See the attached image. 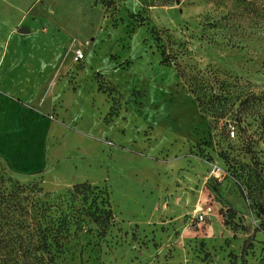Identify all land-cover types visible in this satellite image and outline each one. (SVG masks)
I'll list each match as a JSON object with an SVG mask.
<instances>
[{"label": "rangeland", "instance_id": "374dc122", "mask_svg": "<svg viewBox=\"0 0 264 264\" xmlns=\"http://www.w3.org/2000/svg\"><path fill=\"white\" fill-rule=\"evenodd\" d=\"M18 19L31 33L11 37ZM36 43L48 79L23 66ZM0 86L43 113L0 120L14 168L0 154V188L12 177L42 198L65 195L75 214L85 206L67 192L75 184L110 194L106 235L88 217L72 224L53 244L56 264L240 262L264 205V0H0ZM247 257L264 264V231Z\"/></svg>", "mask_w": 264, "mask_h": 264}, {"label": "trees", "instance_id": "16d2710c", "mask_svg": "<svg viewBox=\"0 0 264 264\" xmlns=\"http://www.w3.org/2000/svg\"><path fill=\"white\" fill-rule=\"evenodd\" d=\"M180 1V0H179ZM162 62L171 64L170 57L161 51ZM178 74L182 77L179 69ZM199 106L203 109L205 97L189 84ZM257 98V95H252ZM220 99V98H219ZM249 97L241 100L248 102ZM114 110H112L113 112ZM252 152V151H251ZM254 164L259 160L252 156ZM249 166V165H247ZM260 183L264 186V177L257 172ZM11 186L0 188V264H56V252L53 244L60 245L61 241L70 234V227H77L88 219L95 223L100 236H105L115 221L110 194L107 189L90 182H81L69 188L67 192L75 199L82 196L85 206L78 214L65 212V205L70 200L65 195L53 196L51 193L37 195L43 192L35 185L14 181ZM6 182V181H3ZM243 183L241 192L245 194ZM249 196V193H247ZM54 198V199H53ZM261 222L244 239L240 252V262L232 264H248V255L254 247L256 234L264 231V205L258 202Z\"/></svg>", "mask_w": 264, "mask_h": 264}, {"label": "crops", "instance_id": "0c3cea01", "mask_svg": "<svg viewBox=\"0 0 264 264\" xmlns=\"http://www.w3.org/2000/svg\"><path fill=\"white\" fill-rule=\"evenodd\" d=\"M20 21H21V19H18L15 24L10 26L8 33H7L9 36L13 37V35L18 34L19 29L21 28V27H19ZM27 33L28 34L31 33V29L29 32L22 33V34H27ZM36 46H37V43L35 45L33 44L31 47L32 51L29 53V57L23 58V66L28 67V73H30L33 78H35L37 76L38 78H35V79H43V78L48 79V77L50 75H52V72H51L50 68L48 69V67H45V64H44L45 59H46L45 55L41 52L39 54L35 55L36 48H37ZM23 47H24L23 42L18 41V43H16V45H15V50L11 52V61H10L11 69L16 65V63L19 62V56L20 55H18V54L21 50L20 48H23ZM7 72L11 73V71H7ZM53 74H55V71L53 72ZM50 83H52V80ZM36 100L38 101V103L39 102L41 103V100L38 96H36ZM62 101H63V99L60 96L58 102H62ZM54 102H56V101L54 100ZM50 108L53 111V113H56V109H55L56 107H50ZM9 112L11 114L14 113V117H13V115L11 117ZM42 114L43 113L41 112V110H27V109H25L24 107H22L21 103L18 102L15 99V97L13 95H11V93H9V91L8 92L4 91L0 86V120H2L4 123H6V122L10 123V121L14 120V122H18V123L24 122V124L28 125L31 122H38V119L41 118ZM43 120L48 121L51 119H50V117H49V119H46V118L43 119L42 118V120H40V121H43ZM5 129H8V128H3V129L0 128V146H1L2 138L9 136L8 135L9 133H6L4 131ZM0 154L2 156H4L1 150H0ZM8 162H9V160H8ZM9 165L11 166L10 162H9ZM11 168L14 169L12 166H11Z\"/></svg>", "mask_w": 264, "mask_h": 264}, {"label": "built area", "instance_id": "2783aa9c", "mask_svg": "<svg viewBox=\"0 0 264 264\" xmlns=\"http://www.w3.org/2000/svg\"><path fill=\"white\" fill-rule=\"evenodd\" d=\"M85 54L82 50H77L76 54L74 56L75 60H80L82 58H84ZM50 118H53V115L49 116ZM229 125H232V123H229ZM232 128H234V126H232ZM233 133V131H232ZM210 212V207L207 209H201V211L198 213L197 217L199 218L200 221H204L205 217L209 214Z\"/></svg>", "mask_w": 264, "mask_h": 264}, {"label": "water", "instance_id": "95a60500", "mask_svg": "<svg viewBox=\"0 0 264 264\" xmlns=\"http://www.w3.org/2000/svg\"><path fill=\"white\" fill-rule=\"evenodd\" d=\"M29 31H30V28H26V27H21L19 29V32H21V33H26V32H29Z\"/></svg>", "mask_w": 264, "mask_h": 264}]
</instances>
